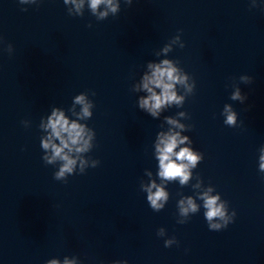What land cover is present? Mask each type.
<instances>
[{
    "label": "clouds",
    "instance_id": "obj_1",
    "mask_svg": "<svg viewBox=\"0 0 264 264\" xmlns=\"http://www.w3.org/2000/svg\"><path fill=\"white\" fill-rule=\"evenodd\" d=\"M29 2H35V0H19V3L26 4ZM64 4H73L77 13L84 6V0H63ZM132 0H126V3L131 4ZM106 5L107 10L99 12L98 18L103 19L108 15V12L115 14L119 8L117 3L113 0H89V7L93 14H96L100 5ZM26 11L27 9H23ZM91 26V25H89ZM178 39V37H177ZM183 47V45H182ZM168 47H165L164 51L167 52ZM151 69L150 75L143 77L142 87L149 94L146 98H141L139 106L142 109H146L153 117L157 116L159 110L165 105H171L173 103L181 104L183 97L178 96L175 90V85H185L188 79L187 76L178 74V70L174 67L173 62L165 59L159 64H149ZM242 79H247L242 77ZM160 89L157 93L155 89ZM191 90V89H189ZM95 95V93H92ZM233 100H244V97L240 95L237 90L231 97ZM75 103L82 105L81 117H90L92 113L90 108L92 104L89 103L85 95L81 94L75 97ZM224 113L226 114L227 125H234L236 122L237 114L232 110L231 106L225 105ZM169 124H174L177 127L182 125L171 118H168ZM45 129H49V135L42 141V148L44 150H50V155L42 157L43 161L47 164H52L55 161H62V165L59 171L54 174L56 180L64 179L66 174H72L74 167L77 165V159L73 158L72 153L86 152L90 147V141L92 136L85 137V126L77 123L76 121L70 122L65 116L63 111L53 109L51 115L48 117L47 123L43 125ZM59 141L55 143L54 141ZM187 140V137H181L178 132L169 131L167 134L161 133L156 143V154L159 161V177L163 180H175L179 178L180 184H185L190 177V168H194L197 162L201 159V156L192 151L189 147H182L179 151H176L179 145H182ZM260 156V169L264 171V149L261 150ZM100 163L99 160H93L92 167L95 168ZM86 161L80 160L81 173H83ZM155 189V191H153ZM146 191L148 193L147 200L150 202L152 209L159 210L163 207V204L159 201H166L168 194L164 188L158 186L155 182L151 183ZM212 190L209 189L201 195V199L204 201L203 207L206 209L205 218L208 221V227L210 230H221L226 228L233 220L226 216V211L223 203H218L220 200L219 195H210ZM185 201H180L181 215H187L189 211L195 213L198 208L192 198H187ZM236 213L233 212V216ZM223 221V223L214 222ZM175 239V238H174ZM174 239L165 241V247H170L174 243ZM46 264H61L57 259L46 261ZM63 264H76L75 260L64 259ZM114 264H127V261H115Z\"/></svg>",
    "mask_w": 264,
    "mask_h": 264
}]
</instances>
